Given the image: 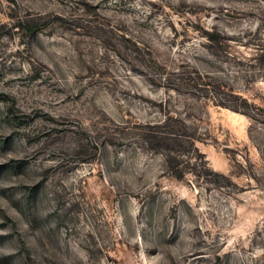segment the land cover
I'll list each match as a JSON object with an SVG mask.
<instances>
[{
  "label": "rangeland",
  "instance_id": "rangeland-1",
  "mask_svg": "<svg viewBox=\"0 0 264 264\" xmlns=\"http://www.w3.org/2000/svg\"><path fill=\"white\" fill-rule=\"evenodd\" d=\"M0 264H264V0H0Z\"/></svg>",
  "mask_w": 264,
  "mask_h": 264
}]
</instances>
